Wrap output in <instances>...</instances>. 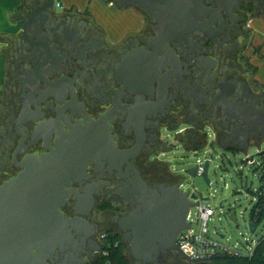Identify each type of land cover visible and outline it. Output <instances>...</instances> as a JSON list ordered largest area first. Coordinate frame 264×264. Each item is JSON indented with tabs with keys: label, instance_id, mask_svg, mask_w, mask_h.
Segmentation results:
<instances>
[{
	"label": "flooded vegetation",
	"instance_id": "1",
	"mask_svg": "<svg viewBox=\"0 0 264 264\" xmlns=\"http://www.w3.org/2000/svg\"><path fill=\"white\" fill-rule=\"evenodd\" d=\"M132 1L117 7L137 12L143 27L113 46L95 17L66 11L57 0H23L17 22L27 33L0 50L7 72L0 187L19 175L24 160L50 155L80 127L94 129L95 147L84 158L93 161L60 209L66 219L82 220L81 232L72 233L74 248L48 264H98L108 244L137 264L121 226L180 181L182 191L187 180L160 156L179 147L197 152L211 137L230 150L264 142L253 121L236 119L264 112V84L253 64L264 0H156L154 14L149 0ZM164 254L163 264L188 261L172 250Z\"/></svg>",
	"mask_w": 264,
	"mask_h": 264
},
{
	"label": "water",
	"instance_id": "2",
	"mask_svg": "<svg viewBox=\"0 0 264 264\" xmlns=\"http://www.w3.org/2000/svg\"><path fill=\"white\" fill-rule=\"evenodd\" d=\"M117 3L123 8L136 4L132 0H117ZM147 7L154 14L157 10L156 0H149ZM27 30L28 26L24 24L21 28L24 36ZM62 41L74 49L69 40L63 38ZM16 44H19L18 39L13 40L12 46ZM33 47L38 53H45L40 43ZM242 114L236 119L248 122L249 118L264 132V112ZM177 129L166 130V133H174ZM93 130L90 125L80 127L75 137L74 132L71 133L69 141L59 143L50 155L24 160L19 175L0 187V264H48L57 254H65L74 248L76 241L72 233L81 232L82 220L66 219L60 209L71 195L69 187L73 182L83 180L88 165L93 161L84 160L89 155L87 150L95 147L90 140ZM166 139L171 137L167 136ZM254 146L261 148L259 142ZM247 150L248 147L245 152ZM258 155L262 156L263 153L259 151ZM254 158H247L246 165L253 163ZM109 161L111 165L122 166L131 160ZM204 168L202 177L210 186L208 161ZM197 172L198 165L186 173L192 178L197 176ZM183 183L180 181L172 187L162 199L147 202L139 217L126 220L121 226L132 237L128 245L137 264H163L164 252L168 250L179 253L186 260L191 259L180 250L177 240L191 228L187 217L189 211L199 203L192 202L195 196L190 197V192L181 191ZM259 183L257 178L251 181L252 191L258 188ZM79 214L82 215V212L79 211ZM249 228L254 234L258 226L251 221Z\"/></svg>",
	"mask_w": 264,
	"mask_h": 264
},
{
	"label": "rangeland",
	"instance_id": "3",
	"mask_svg": "<svg viewBox=\"0 0 264 264\" xmlns=\"http://www.w3.org/2000/svg\"><path fill=\"white\" fill-rule=\"evenodd\" d=\"M59 2L60 0H57V3ZM100 13L102 20L112 24L110 11L102 10ZM168 142L170 145H175L173 139ZM259 151L263 153L262 156L258 155ZM160 157L161 162L171 165L174 173L187 178L182 191H192L198 199H203L202 204L215 211V216L209 223V231L216 241L229 244L241 251L257 246L264 237V221L254 234L250 232L249 224L256 204L251 181L261 175L260 166L264 164V142L261 148L252 146L245 152L224 149L215 145L211 137L209 144L196 153L179 147ZM250 157H255L254 165H246V159ZM198 160L209 162L210 186L202 176L197 175L192 178L186 176V172L195 167ZM197 212L195 208L192 210L193 214ZM181 264L191 263L182 260Z\"/></svg>",
	"mask_w": 264,
	"mask_h": 264
},
{
	"label": "crops",
	"instance_id": "4",
	"mask_svg": "<svg viewBox=\"0 0 264 264\" xmlns=\"http://www.w3.org/2000/svg\"><path fill=\"white\" fill-rule=\"evenodd\" d=\"M64 10L78 12L93 16L97 23L106 30L109 42L117 46L124 42L133 33L139 32L143 27V19L135 11H123L117 7V0H60ZM23 0H0V50H10L13 40L18 39L21 26L17 22ZM110 11L112 24L102 20L101 11ZM258 31V57L253 58L257 67V80L264 84V26L256 22ZM6 62L0 59V99L3 96L6 79Z\"/></svg>",
	"mask_w": 264,
	"mask_h": 264
},
{
	"label": "built area",
	"instance_id": "5",
	"mask_svg": "<svg viewBox=\"0 0 264 264\" xmlns=\"http://www.w3.org/2000/svg\"><path fill=\"white\" fill-rule=\"evenodd\" d=\"M59 6L62 7L60 3ZM249 164L254 165V162ZM197 165V175L203 176L205 171V162L202 160H198ZM258 179L260 183L258 188L254 191L257 194L254 199L256 203L261 198H264V182H261L260 178ZM189 192L190 197L195 196L192 202L199 203V205L195 207L198 212L196 214H193L192 210L194 208L189 211L187 222L191 225V228L183 233L184 236L180 235L177 240L180 250L184 252L187 256H189L192 260L197 262H193L191 259H189L188 261L190 263L198 264L209 262L212 259L208 258H215L219 255L247 257L252 256L256 247L247 248L244 251H241L234 246H231L229 244H221L214 239V237L210 234L209 231V223L215 216V211L211 207H207L202 204L203 199L200 200L198 199V196L196 194L192 193V191ZM257 226L259 225L257 224ZM262 240L264 241V237L262 238ZM247 243L249 242L247 241ZM104 254L106 255L105 252Z\"/></svg>",
	"mask_w": 264,
	"mask_h": 264
},
{
	"label": "trees",
	"instance_id": "6",
	"mask_svg": "<svg viewBox=\"0 0 264 264\" xmlns=\"http://www.w3.org/2000/svg\"><path fill=\"white\" fill-rule=\"evenodd\" d=\"M261 175L260 180L264 182V164L260 166ZM255 196L257 195L252 191ZM252 222H255L258 225H261L264 221V198H261L254 207L252 213ZM106 255L104 260L98 264H135L131 259H129L125 252L121 249H117L115 244H108L104 248ZM193 264V263H191ZM195 264V263H194ZM198 264H264V241H261L257 244L254 249L252 256H230V255H219L206 263Z\"/></svg>",
	"mask_w": 264,
	"mask_h": 264
}]
</instances>
